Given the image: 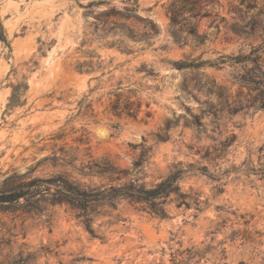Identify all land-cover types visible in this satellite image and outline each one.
Wrapping results in <instances>:
<instances>
[{"label":"rangeland","instance_id":"rangeland-1","mask_svg":"<svg viewBox=\"0 0 264 264\" xmlns=\"http://www.w3.org/2000/svg\"><path fill=\"white\" fill-rule=\"evenodd\" d=\"M174 1L0 0L11 49L0 42V192L15 176L50 198L44 181L59 176L88 189L132 178L150 187L186 170L184 204L171 195L166 218L119 199L91 215L97 237L66 203L0 205V264H264V110L235 109L249 64L232 60L264 41V0H198L186 17L202 43L171 24ZM147 20L156 35L143 36ZM90 53L100 65L77 72ZM179 61L217 65L178 70ZM127 86L140 87L137 120L105 112L109 93ZM106 165L127 174L111 181Z\"/></svg>","mask_w":264,"mask_h":264},{"label":"trees","instance_id":"trees-1","mask_svg":"<svg viewBox=\"0 0 264 264\" xmlns=\"http://www.w3.org/2000/svg\"><path fill=\"white\" fill-rule=\"evenodd\" d=\"M198 5V0H175L170 4L167 10L170 22L172 25L177 27H186L188 33L196 40L198 43L203 42V38L197 35L193 26L188 22V17L186 14H190L189 17L193 18L198 14H195V8ZM118 14V13H115ZM111 15V13L109 14ZM121 18L127 20L130 18L129 15L123 16ZM150 24L148 31L143 33L144 37H151L158 33V26L151 20H147ZM129 31V29H128ZM131 38H137L133 33H129ZM0 42L8 48L10 52V43L7 39V34L3 26L2 20L0 19ZM264 55V41L258 47H253L246 55H239L234 60V63H248V69L239 76V84L242 88H245L247 93L244 95V100L237 101L235 106L236 110H241L245 108L253 107L255 110H264V63L261 61ZM89 60L78 61L75 70L79 73H92L100 65V58L95 53H90L88 55ZM96 58L98 61H93ZM223 63V62H222ZM209 65L211 67L216 66V63L205 62H185L179 61L172 64L175 69H199ZM139 71V70H138ZM147 75H151L148 71H145ZM28 89L27 83L23 85H17L12 88V95L10 99V106H13L17 102V97L20 92H25ZM140 87L137 89H131L127 86L125 89L118 87L115 91L109 93L111 96L109 98L108 106L105 109L107 114H110L118 119L127 118L132 120H137L142 110V102L140 98L136 97L139 92ZM87 102L86 97L80 102V107L90 108L93 115L94 111L90 102ZM86 104V105H84ZM84 105V106H83ZM146 109L149 108V104H145ZM95 116V115H94ZM144 117H150V112L146 110L144 112ZM193 123L198 129H204L203 123L200 118L195 117ZM144 159L140 158L133 165V171L137 173L143 167ZM100 173H110L111 175H116V179L111 181L119 180L126 176L125 172H115L108 165L106 167H99ZM186 172L184 169H177L166 178L162 179L160 182L146 187L145 185L138 184L139 179L132 178L128 182L113 186L108 184L107 186H100L98 188L88 189L82 187L76 182H72L67 178L57 177L45 180L47 189L44 190L43 194H47L50 198L40 196L39 193H34L32 191L38 186L35 179L26 180L25 177L17 179L11 177L10 184L6 187L5 191L0 192V205H10L19 202L23 199L26 203L27 210L33 212H39L43 204L47 203L50 205L55 204H68L76 212V217L82 219V223L86 231L91 237H97L94 229L92 228L93 218L92 214H98L96 211L97 207L107 206L110 209H115L117 206V201L119 199H130L136 203L145 204L141 209L150 216L157 218H166L167 213L164 209V204L167 199L174 195L180 200L179 205L184 204L183 198L185 195L181 192L179 185L182 175ZM54 187V192L50 193V188ZM49 188V189H48ZM196 210L199 206L198 199H196ZM188 207V205H186Z\"/></svg>","mask_w":264,"mask_h":264}]
</instances>
